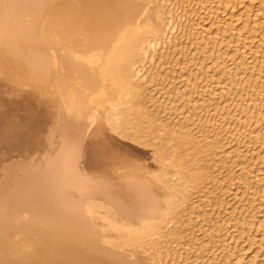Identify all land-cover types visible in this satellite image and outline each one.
<instances>
[{
    "label": "bare ground",
    "instance_id": "obj_1",
    "mask_svg": "<svg viewBox=\"0 0 264 264\" xmlns=\"http://www.w3.org/2000/svg\"><path fill=\"white\" fill-rule=\"evenodd\" d=\"M250 1L0 0V264L200 263L177 256L184 239L196 250L182 205L224 186L208 164L228 145L264 140V0ZM241 148L227 158L251 171ZM258 170L247 194L264 201ZM216 237L201 264H231L213 262Z\"/></svg>",
    "mask_w": 264,
    "mask_h": 264
},
{
    "label": "rangeland",
    "instance_id": "obj_2",
    "mask_svg": "<svg viewBox=\"0 0 264 264\" xmlns=\"http://www.w3.org/2000/svg\"><path fill=\"white\" fill-rule=\"evenodd\" d=\"M243 2H245V1L243 0ZM246 2L248 4H251L250 0H246ZM246 2H245V4L244 3L242 4L244 6L240 5V7L242 6L241 7L242 9L239 7V9H237L236 12L243 10L244 7L246 5H248ZM213 11H211V12H213ZM233 17H234V15L232 17L230 16L229 18H233ZM208 22L210 23V21H208ZM238 25H239V27H241L240 23ZM192 42H193L192 40L190 41V40L185 39L184 43L189 45ZM191 49H192V47H191ZM193 49H195V48L193 47ZM180 51H181V49L177 48V51L175 52V53H177V54H175V56L178 55V56H176L177 59H183L185 57V55L179 53ZM194 52H196V51H192L191 54H189V55L190 56L194 55L195 54ZM180 55H181V58H180ZM150 66H151L150 64L147 65V68H150ZM151 68H152V66H151ZM153 68H156V67L154 66ZM200 69L201 68H199V70ZM184 80L185 79L183 78L182 81H184ZM173 82H175L176 84H179V80L178 81L173 80ZM170 84H171V82H170ZM167 89H169V88H167ZM166 90H164L165 93L163 92L164 93L163 96L165 97V100L173 98L174 95L176 96V92L171 91L169 93V90H167V91ZM248 105L250 106V107H248L249 111L255 112L254 111L255 108L252 106V105H254V103L251 102V103H248ZM178 106L184 108L185 106H188V104L186 102H181ZM236 114H239V113H233V115H236ZM262 114H264V112ZM247 118H249V117H247ZM240 119H241V117H240ZM242 119L245 120L246 117L242 118ZM252 128L257 129V130L264 129V120L262 123L255 125ZM234 133H235L234 134L235 136L233 134H229L225 137L228 138V136L230 137V135H231V137L232 136L236 137V134H238L239 131L234 132ZM149 144L151 145L150 142H149ZM149 144H147V145H149ZM263 144H264V140L263 141H256V142L248 141L244 144H241L240 147L237 144H235V145L232 144V146L228 145L227 146L228 148L226 147V149H225L226 150L225 154H223L224 156L222 155L220 157H215L216 158L215 160H217V161H215V162L213 161V162L208 164L209 171L213 175H214V173L216 174L219 171L218 174L221 176L220 182H223L224 186L216 187V185H214L210 180H207V184L200 188L201 189L200 192H199V190L193 192L194 195L192 197V200L188 201L185 205H182L185 207V211L183 212L182 215L179 216V220L182 223L180 224L181 226L178 225L179 227L175 226V228H177V230L186 232L185 236L187 238H188V236L191 237L192 242L195 245L194 248L196 250H195V252L190 251L189 246H187L189 240L184 239L183 243L180 245V249L177 253V256H178L179 260H181V262L187 263V260H189V259L191 262V259L193 258L194 260H199V262H200L199 264H201L203 261H205L207 259V256H210V258L213 257V255H214L213 253L215 252L216 242L218 239L216 237V234H218L221 231H223L227 235V237L225 238V240L223 242V244L225 245L224 251L218 257H215L213 259V262H215V261L224 262L225 261V262H229L231 264H239L238 263V259H239L238 257L242 253L241 252L242 250H243V253L247 254V255L245 254V256L249 255V257H251L254 254H257L258 251H260V252H261V250H262V252L264 251V245H263L264 241H262V239L264 238V231H260L261 222L264 221V201H260V200L254 201L253 199H250V195L247 194L248 192L253 191L251 189L252 187H250V186L254 185V182L258 179V175L260 173L258 168L260 169V168L264 167V150H261V152H257V153H249V150H251L254 147H259ZM147 145L145 147H147ZM152 148L153 147H151V148L149 147V149L147 148V150H150L149 153L151 154L150 157H151V161H152V162L151 161L150 162L154 163L153 160L157 161L161 157H156L157 156V154H155L156 151L154 150V152H153L154 148L153 149ZM238 148L242 149L241 152H243L242 155H244L242 157V159L243 158L244 159L241 162L244 163V161L246 160L245 161V163H246L245 168H247V166H249L250 164H253V166L255 165V167H252L253 169L251 168L252 169L251 171L247 170V169L244 170V168L242 169V166H241V170H240L239 169L240 167L238 165L235 169L232 168L235 161H233V159H230L227 157H228L229 153L234 152ZM246 149H248V150H246ZM162 159H163V157H162ZM159 163H160V161L158 162V164ZM160 165L162 166L161 163H160ZM219 167H221L222 170H224L223 173L221 172V168L218 170ZM239 178L245 179L246 182H248V183H246L244 185L237 186L236 184L229 185V183L227 182L230 180L234 181L233 179L236 180ZM185 181H187V180H184L183 182H185ZM183 182H181V183H183ZM183 184L182 185L180 184L178 186H183ZM189 184H190V182H189ZM193 185H196V184L193 183ZM256 187H257L258 191H264V183H260ZM178 188H180V187H178ZM180 190H183V188L181 187ZM237 192L240 193L238 199H236L237 197H235V194ZM246 205L248 207H246ZM221 206H223V207L225 206V207L221 209L220 208ZM249 207H254V209L255 208L258 209V211L257 210L255 211L256 212L255 217L252 216L253 213L250 211ZM231 208L237 209V211H236V214L229 216L227 213H228V209H231ZM101 216H100V218L102 219ZM175 231H176V229H175ZM240 235L243 236L242 237L243 239H240L237 241V239L240 237ZM206 237H208V239H205V242H206L205 244L207 245L205 247V244H203V242H201L200 239H203ZM257 242L260 245H258ZM248 244H254V246H256V248L255 247H254V249L250 248L249 250L252 249L251 251L247 250L248 248L246 250H244ZM234 248H235V251L231 252V250H233ZM199 249H202V250L200 252H197V251H199ZM242 264H244V263H242Z\"/></svg>",
    "mask_w": 264,
    "mask_h": 264
}]
</instances>
